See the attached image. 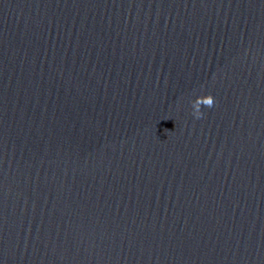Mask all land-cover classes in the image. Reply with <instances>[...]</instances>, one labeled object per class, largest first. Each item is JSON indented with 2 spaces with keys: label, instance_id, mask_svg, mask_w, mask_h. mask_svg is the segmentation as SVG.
Returning <instances> with one entry per match:
<instances>
[{
  "label": "water",
  "instance_id": "1",
  "mask_svg": "<svg viewBox=\"0 0 264 264\" xmlns=\"http://www.w3.org/2000/svg\"><path fill=\"white\" fill-rule=\"evenodd\" d=\"M0 264H264V0H0Z\"/></svg>",
  "mask_w": 264,
  "mask_h": 264
},
{
  "label": "clouds",
  "instance_id": "2",
  "mask_svg": "<svg viewBox=\"0 0 264 264\" xmlns=\"http://www.w3.org/2000/svg\"><path fill=\"white\" fill-rule=\"evenodd\" d=\"M214 97L211 94L198 96L194 101L191 102L192 115L195 119H200L204 115L201 111V106L211 108L214 105Z\"/></svg>",
  "mask_w": 264,
  "mask_h": 264
}]
</instances>
